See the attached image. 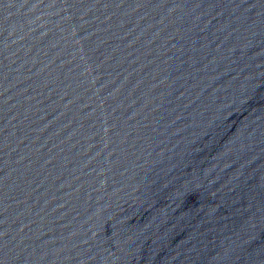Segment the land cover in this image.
I'll list each match as a JSON object with an SVG mask.
<instances>
[{
	"label": "water",
	"instance_id": "1",
	"mask_svg": "<svg viewBox=\"0 0 264 264\" xmlns=\"http://www.w3.org/2000/svg\"><path fill=\"white\" fill-rule=\"evenodd\" d=\"M0 264H264V0H0Z\"/></svg>",
	"mask_w": 264,
	"mask_h": 264
}]
</instances>
